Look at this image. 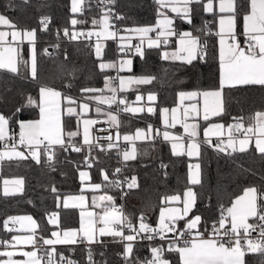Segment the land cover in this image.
<instances>
[{
  "label": "snow or ice",
  "instance_id": "6c2138e0",
  "mask_svg": "<svg viewBox=\"0 0 264 264\" xmlns=\"http://www.w3.org/2000/svg\"><path fill=\"white\" fill-rule=\"evenodd\" d=\"M102 3L114 5L116 0H101ZM28 3V0H24ZM85 0H71L70 11L73 14L82 13L84 11L83 4ZM156 7L157 19L154 24L135 26L124 28L123 32L128 36L121 34V29L117 28L111 21L123 20L125 17L115 14L113 8L103 11V15L99 20L93 19L92 24L99 26L100 31H89L86 35L90 38L95 35L97 43L95 45V55L102 58L103 49L101 39L115 40L119 37L122 42L119 45V52L125 56L134 49V53L141 58L145 57V44L147 49H156L160 46L168 45L169 38L177 36L176 47L172 51H164L161 59L165 61H179L181 64L192 65L193 61L207 62L209 56V37H218V49L214 59L218 63V79L216 83L208 89H198L195 91H180L178 93L179 105L171 109H160L162 123L165 129L175 128L179 124L186 134L187 141L185 147V137L173 135L167 130L162 133L155 130V136L163 137V140L171 143V150L174 156L187 155L191 157H199L201 155V144H208L219 152H225L226 148H231L233 152H245L248 150L249 144L255 143L256 151L264 157V111H257L253 116L249 117L250 123L245 126L243 117H233L235 123L227 125L228 139L225 144L223 139L225 125L221 123H208L204 128L205 140H197L198 128L200 125L196 122L188 123V120L200 117L205 122L211 121L213 117H221L226 114L225 107V89H234L243 86H261L264 87V0H245L246 10L242 16V32L237 31L238 17L240 16L238 0H153ZM193 5L202 6L205 13H212L214 19H218V31L213 32L209 26L210 22L205 21L201 28L196 29L201 35H194L191 31L177 33L173 27V18L167 14V11L175 13L180 19L187 23H192ZM50 18L44 16L40 19L42 25L41 30H48ZM73 28L78 23L84 21L72 18L70 21ZM0 25L7 26L12 31H0V70L19 74V65H28V61L22 59L19 46L24 41L30 45V74L33 79L37 78V59H36V30L20 29L17 30L7 17L0 14ZM64 36L71 40H76L79 36L85 35L83 32L63 30ZM155 33V38L150 36ZM139 37V42L132 44V36ZM9 36L11 39H9ZM243 36V42L239 37ZM47 54V49L44 50ZM133 61L131 59H120L118 62H101L99 69H117L119 72L132 71ZM154 76H118L104 77L103 88L85 87L81 89L82 93H100V95H88L85 99L95 101L97 105L107 104L109 107L117 105V113L125 112L133 115L145 111V106H132L127 102L126 97L117 98V92H125L130 87L139 85H148L153 82ZM113 80H118V86L113 85ZM70 87V85H68ZM107 90L111 95L105 96L103 93ZM144 99L143 96L137 95L136 102ZM157 96L149 93L147 101L155 102ZM188 101L189 103L185 104ZM195 101V103H192ZM62 102H66L67 107L62 106ZM27 105H34L39 109V118L35 120L19 121V141H13L9 145L6 141L11 139L9 136L10 118L0 114V142H4L2 147L4 151H0V161L4 159H26L24 151L17 148V143L25 147L28 155L37 163L41 162V156H46L48 162H52L56 155L57 147L63 151L71 148L74 152H81L82 147L74 143L73 138L79 135L78 131H65L63 117L69 118L86 113L89 109L87 103H79L71 96L62 94L46 85L39 89V100H34L31 96L27 98ZM71 105H77L72 107ZM120 105H124L120 108ZM182 108V112H181ZM21 109L17 108L19 112ZM96 112L101 113L102 109L97 106ZM155 108L148 106L147 112L153 113ZM111 126L119 127L120 121L117 114L111 111L105 113ZM95 121L91 119L83 120V145L89 150L94 146L104 150L102 145H94L93 140L96 139L90 134L91 127ZM79 126V119L77 120ZM241 134L243 138H238ZM153 127L149 125L147 130L137 129L134 134L124 135L123 140L134 142L142 139H154ZM210 136L218 138L217 143L212 144L208 139ZM119 133L116 135L118 140ZM108 149L115 147L112 142L111 134L108 137ZM238 145V147H237ZM42 149V151H41ZM229 155L231 153H228ZM123 160H135L137 156L136 147L132 146L131 150H124ZM85 163L91 167V162L85 157ZM167 165L161 164V168ZM54 170V169H53ZM120 168L115 170L119 173ZM114 173V174H115ZM104 180L109 177L101 170ZM166 174V173H165ZM81 181L88 178L86 172H80ZM115 184V182H113ZM201 166L197 164L188 165V184H201ZM3 195H14L22 191L23 180H4ZM11 186V187H10ZM118 186V185H117ZM92 190L101 188L100 184L90 185ZM129 189L138 187L136 177L131 178V182L127 184ZM56 191L55 188L52 189ZM84 196L68 197L63 201V207H69V200L79 201L80 212V228L66 229L61 231H51V238L44 235L38 236V230L41 225L31 216L15 217L9 216L3 222V227L8 232L14 231L10 224H19L20 228L16 231L27 232L28 235H12L10 240H0V246L4 247L0 251V264H75L74 261L67 259L62 253H58L56 245H75L77 243H87L89 245L100 243L97 236L119 237L123 242V253L128 264V257L133 254L134 242L138 239L167 241V233H174V237L164 246H151V258L144 261H136V264H169L165 253H177L179 264H247L246 256L253 255L257 259L258 264H264V192H261L255 186L247 187L241 195H238L230 203V206L221 205L219 216L214 219L211 229L199 231L202 223L200 215L189 216L197 202V193L192 187H187L180 194L166 196L162 199L163 204L177 202L182 204V208L162 207L159 212L158 225L151 227L145 222V217H140L138 228L133 226L122 209L112 205L113 197L102 195L94 197L92 200L93 207L101 208L103 214H97L84 209ZM180 221H184V227L179 228ZM251 221V222H250ZM48 223L59 228V214L52 212L48 215ZM97 223L103 225L96 227ZM124 228L129 230V234H125ZM195 230V231H194ZM207 233V235L205 234ZM253 233L256 235L253 236ZM141 234H144L141 236ZM180 242L179 244L177 242ZM42 242V244H41ZM23 245H30L34 250L23 251ZM39 245V246H38ZM44 246H48L47 248ZM11 248L13 251H9ZM21 255L25 257L23 260H17L13 257ZM89 264H96L93 260L91 249L88 251Z\"/></svg>",
  "mask_w": 264,
  "mask_h": 264
},
{
  "label": "trees",
  "instance_id": "16d2710c",
  "mask_svg": "<svg viewBox=\"0 0 264 264\" xmlns=\"http://www.w3.org/2000/svg\"><path fill=\"white\" fill-rule=\"evenodd\" d=\"M94 0H85L82 13L73 14L70 11V0H0V14L6 16L16 28L36 30V59L37 78L30 74V64H20L19 74L6 70H0V114L10 118V133H17L19 121L34 120L39 117V109L34 105H27V98L31 96L38 102L39 89L48 86L59 90L62 94L71 96L77 101H87L88 95L95 93H82L85 87L103 88L104 77H112L110 71L99 69L101 61L113 60L116 57L114 42L107 41L103 49L102 58L95 55V41L80 39L71 40L64 36L63 30L87 33L98 30L92 20H99L103 12L93 5ZM240 16L237 26L240 27L242 16L246 10L245 0H238ZM156 5L153 0H116V14L125 17L116 20V25L123 31L124 28L154 24ZM192 23L180 19L175 13L166 9L164 11L173 14L174 29L191 30L194 34L200 33L196 29L202 27L205 21L214 28L215 21L212 13H205L202 6L193 5ZM44 16L50 18L48 30L44 31L40 19ZM84 21L78 23L75 28L71 25L72 18ZM213 32H215L213 30ZM209 39V56L207 62L193 61L192 65L181 64L179 61H165L161 54L167 45L160 48H145V57L134 55L132 74L154 76L151 84L135 86L127 92L129 99L136 92L156 94V112L153 115L141 117L144 121H127V128L135 125H143L146 121L159 123V110L171 107L176 103L177 94L180 91L208 89L218 79V63L214 59L217 53V40L215 36ZM47 49V54L44 50ZM23 60L29 62L30 47L28 44L19 46ZM70 85V87L68 86ZM106 92V90H105ZM104 92V93H105ZM226 114L216 117L224 124L234 123L233 117H243L244 123H250L249 117L257 111H264V87L243 86L234 89H225ZM17 108L21 110L16 111ZM99 114H95L97 116ZM80 116L71 118L64 116L65 131H78L79 135L73 138L74 143L80 146V125L77 120ZM215 144V143H213ZM135 160L124 161L127 175L136 177L138 187L128 189L124 194V215L135 226L141 216L145 221L156 226L157 216L162 199L172 194H180L188 184V163L190 159L186 155L174 156L168 142L154 139L149 142L138 143ZM82 147V146H81ZM42 151V149H41ZM26 159H4L0 163V240L9 239L12 232L3 227V222L9 216L31 214L41 225L38 236H50L55 229H67L75 227L79 221V210L65 208L61 205V199L66 195H74L82 192L79 172L88 170L90 180L100 183L102 188L109 190L119 202V192L104 180L101 170L109 177L112 176L119 164L120 149L113 147L104 150L93 147L89 150L82 147L77 153L68 149L63 151L57 147L56 155L52 162H48L46 156H41V162L37 163L24 150ZM228 153H231L230 155ZM85 157L91 162V167L85 163ZM201 166V181L195 185L197 202L190 216L200 215L202 223L199 231L211 229L214 219L219 216L221 205L230 206L231 201L241 194L247 187L255 186L264 192V157L254 147L245 152H219L209 145L201 146V155L198 158ZM161 164L167 165L161 168ZM54 169V170H53ZM166 173V174H165ZM19 178L23 180L22 191L14 195L4 196L1 191V182L7 179ZM56 191L53 192L52 189ZM52 212L59 214V228L48 223V215ZM184 221H180L178 227H183ZM151 246H164V242H135L132 256L128 261L136 264V261H144L151 254ZM58 253L75 262V264H89L88 251L82 245L55 246ZM93 260L96 264H128L121 255L122 246L116 241H111L105 247L96 243L91 249ZM170 264H179L177 253H165ZM247 264H258L253 255L246 256Z\"/></svg>",
  "mask_w": 264,
  "mask_h": 264
},
{
  "label": "crops",
  "instance_id": "0c3cea01",
  "mask_svg": "<svg viewBox=\"0 0 264 264\" xmlns=\"http://www.w3.org/2000/svg\"><path fill=\"white\" fill-rule=\"evenodd\" d=\"M168 15L171 16V17L173 18V27H174V16H173V14H171V13H168ZM5 17H6V16H5ZM242 23H243V21H241V25H240V27L237 26V31H238V32H242V31H243ZM17 30H20V29L17 28ZM28 30H31V29H28ZM213 30H214V31H218V19H216V21H215V26H214ZM0 31H9V32H10V31H12V29L8 28L7 26H2V25H0ZM97 31H100V28H99L98 30H94V31H92V32H97ZM184 31H191V30L186 29V30H181L180 32H184ZM191 32H192V31H191ZM177 33H179V32H177ZM121 34L124 35V36H128V35H129L128 33H125V32H123V31H121ZM193 34H194V33H193ZM149 35L152 36L153 38H155V35H156V34H155V33H150ZM194 35H196V34H194ZM9 39H11L10 36H9ZM132 39H136V40L139 42V37H136V36L133 35V36L131 37V40H132ZM177 39H178L177 36L170 37V38H169V41H170V42H169V44L167 45V47L164 49V51H169V52H170V51L174 50L175 47H176V40H177ZM239 39H240L241 42H243L244 37H243V36H240ZM216 40L218 41V37H216ZM107 41H112V42H114V46H115L116 54H117V55H116V57H115L113 60H109V61H101V62H118L120 59H124V58L131 59V60L133 61L134 55L132 54V51H130V52L128 53L127 56H125L123 53H120V52H119V45L122 43V42L120 41L119 37H117V39H115V40H104V39H101L102 49H104L105 44H106ZM96 43H97V37H96L95 45H96ZM22 44H28V45H29V43H28L27 41H24ZM20 45H21V44H20ZM29 47H30V45H29ZM94 48H95V46H94ZM145 48H147V47H146V44H145ZM217 49H218V43H217ZM164 51H163V52H164ZM29 55H31V54H30V51H29ZM101 62H100V63H101ZM29 64H30V56H29ZM132 69H133V64H132ZM106 70H107V71H110V72L112 73V77H118V76H125V77H127V76H133V75H134V76H142V75L132 74V71H131V72H129V71L119 72L117 69H106ZM118 83H119L118 80H113V85H114V86H118ZM134 87H135V86L130 87L127 91H125V92H121V93H125V94H127V92L130 91V90H132ZM55 90H56V89H55ZM57 91H59V90H57ZM188 91H195V90H186L185 92H188ZM149 93H151V92H147V93L136 92L133 96H131V104H132V106L139 107V106L143 105V106H145V111H144V112L137 113V114L133 115L132 113H125V112L116 113V112H112V111H111L113 114H117V116H118V120L120 121V125H119V127H118V128L115 127L117 130H116L115 135H114V142H113V143L116 145V147H118V148L120 149V153H121V158H122V160H123V155H122L123 151H124V150H128V151H130L131 148H132V146H133V144H134V146H135L136 149H137V146H136V145H137L138 143L149 142V141H152V140H154V139H156V138H157V139H160V140H163L162 135H161V136H155V130H160L161 133H162L164 130H167V131H169L170 133H172L173 135L184 136V137H185V147H186L187 137H186V134H184V132H183V128H182L179 124H177L175 128L165 129V128H164V125H163V123H162V116H161V112H160V110H159V114H158V116H159V118H158V119H159V123H158L157 125L154 124L152 121H147V122L145 121V122L143 123V125H135V126H131V127L127 128V121H130V120L144 121L141 117H143L144 115H147V114H148V115H153V114L156 112L157 109H156V106H155V102H149V101H147V96H148ZM178 93H179V92H178ZM95 95H100V93H95ZM103 95L108 96V95H111V93L108 92V91L106 90V92L103 93ZM137 95H141V96H143L144 99H143L142 101H140V102H136V96H137ZM79 103H87V104L89 105V109H88V111H87L86 113L81 114V115H80V120H79L80 134H81V142H80V146L88 148L86 145H83V120H85V119H91V120H93V117L95 116V114H99V115H101L102 117H104V118L109 122V120H108V116H107L105 113H106V112H109L110 110H108V108H107V104L97 105L96 102H95V103H90V102H87V101H77V105H78ZM187 103H189V102L186 101L185 104H187ZM192 103H195V101H192ZM77 105H71V106H72V107H77ZM178 105H179V98H178V94H177V100H176V103H175L173 106H171V107H164V108L171 109V108H173V107H177ZM62 106H63V107H67V106H69V105H67L66 102H62ZM97 106H99V107L102 109V112H101V113H97V112H96L95 109H96ZM148 106H151V107L155 108V111H154L153 113L149 114V113L147 112V107H148ZM161 109H162V108H161ZM77 111H79V108H78V107H77ZM181 112H182V108H181ZM38 118H39V117H38ZM38 118H37V119H38ZM34 120H35V119H34ZM26 121H28V120H26ZM193 122H196V123H198V124L200 125V127H199L198 130H197V132H198L197 140H199V141H203V140H205V137H204V128H206V127L208 126V123H221V124L225 125L223 139H224L225 144H226L227 139H228V132H227V125H228V124H224L223 122L217 120L216 117H213V118L211 119V121H209V122H205V121H203V119H201L200 117H196L195 120H193L192 118H190V119L188 120V123H193ZM109 123H110V122H109ZM234 123H235V122H234ZM149 125H152V127H153V136H155L154 139H142V140H137V141H134V142H128V141H124V140H123V136H124V135H131V134H134V133L136 132L137 129H144V130H147V128H148ZM245 126H247V125H245ZM113 127H114V126H113ZM19 131H20V128H18V131H17V133H16V137H17L18 141H19ZM117 133H119V137H120L118 140L116 139V135H117ZM90 134H91V136L93 137L92 127H91V129H90ZM9 135H10V129H9ZM234 135H237L238 138H243L241 134H234ZM208 139L211 140V143H212V144H213V143H217V140H218V138H217L216 136H210ZM163 141H164V140H163ZM165 142H166V141H165ZM168 143H169V145H170V147H171V143H170V142H168ZM93 144H94V145H101V144H95L94 141H93ZM107 145H108V144H104V145H102V146H107ZM202 145H203V143L201 144V146H202ZM205 145H208V144H205ZM120 146H121V148H120ZM237 147H238V145H237ZM251 147H254V148H255L254 139H253V141L249 144L248 149L251 148ZM88 149H89V148H88ZM4 150H5V149H2L1 151H4ZM18 150H20V151H24V149H22V148H18ZM200 151H201V149H200ZM225 152H232V149H231V148H226ZM186 156H187V155H186ZM187 157H188V156H187ZM188 158H189V157H188ZM198 158H199V157H191V158H189L190 161H189L188 165H189L190 163H191V164H197V163H199V162H198ZM0 163H1V161H0ZM82 171H83V172H86V173L88 174V178L85 179L84 181H81V178H80V172H81V171L79 172V179H80V181H81V189H82V192L79 193V194L66 195V196H64V197L61 199V205H62V206H63V201H64L66 198H68V197H77V196H81V195L84 196V198H85V199H84V202H83V204H84V209H85L86 211H90V212L97 213V214H100V215L103 214L102 209H101V208H97V207H93V205H92V200H93L94 197H99V196H102V195H109V196H112V197H113V201L111 202L112 205H114L115 207H118V208L121 206L120 193H119V195H118V197H119V202L117 203L116 200H115V197L111 194V192H110L109 190H106V189L102 188V186H101L100 189L92 190L91 187H90V185H92V184H100V183L92 182V181L90 180V174H89V171H88V170H82ZM108 177H109V176H108ZM187 177H188V171H187ZM15 179H19V178L7 179V180H15ZM3 181H4V180H3ZM3 181L1 182V191H2V192H3V187H4V185H3ZM100 185H101V184H100ZM188 187H192V188H193V191L195 192V186L189 184ZM185 189H186V188H185ZM185 189H184V191H185ZM184 191H183V192H184ZM118 192H119V191H118ZM183 192L180 193L181 196H182ZM241 194H242V193H241ZM241 194H239V195H241ZM172 195H177V194H172ZM172 195H170V196H172ZM234 199H235V198H234ZM68 203H69V207H67V208H76V209L79 210V221H78L77 226H75V227H71V228H67V229H79V228H80V212H81V208H80L79 206H73V205H79L80 202L77 201V200H69ZM162 207H169V208H177V207H179V208H182V204L177 203V202H170V203H168V204H163V205L160 207V209H161ZM160 209H159V212H160ZM159 212H158V216H157V225H158ZM191 212H192V211H191ZM191 212H190V213H191ZM123 213H124V210H123ZM190 213H189V216H190ZM23 216H31L34 220H36L31 214H20V215H16L15 217H23ZM250 222H251V221H250ZM102 226H103V225H101V224H99V223H97V225H96L97 229L100 228V227H102ZM9 227H12V228L14 229L13 233L11 234V236H12V235H28L27 232L16 231V230H15V229H19V228H20V225H19V224H16V225H12V224H10ZM62 230H66V229H62ZM52 231H61V230H60V229H55V230H52ZM61 234H62V231H61ZM168 234H171V233H167V235H168ZM11 236L9 237L8 240L11 239ZM48 237L51 238V234H50V236H48ZM97 238H98L99 241H107V242L118 241V240H120L119 237L114 238V237H112V236H104V237H99V236H97ZM41 244H42V242H41ZM75 245H76V244H75ZM38 246H39V245H38ZM56 246H66V245H56ZM20 247H22L23 251H32V250H34V249L32 248V246H30V245H23V246H20ZM44 247L47 248L48 246H44ZM3 250H4V247H3L2 249H0V251H3ZM8 250H9V251H13V249H11V248H9ZM123 250H124V249H123V246H122V253H123ZM177 255H178V254H177ZM13 258H14V259H17V260H23V259H25V257H23V256H21V255H16V256H14ZM0 259H6V257H0ZM178 259H179V258H178ZM169 264H170V262H169Z\"/></svg>",
  "mask_w": 264,
  "mask_h": 264
},
{
  "label": "built area",
  "instance_id": "2783aa9c",
  "mask_svg": "<svg viewBox=\"0 0 264 264\" xmlns=\"http://www.w3.org/2000/svg\"><path fill=\"white\" fill-rule=\"evenodd\" d=\"M93 5L100 9L101 11H106L108 8H113L114 10V13L116 14V9H115V4L114 5H110V4H107V3H102L101 0H94L93 1ZM102 11V12H103ZM113 24H115V26L118 28V26L116 25V20L113 18V20L111 21ZM196 35H201V33H197ZM80 39H87V40H92L94 41L95 37L94 36H91L90 38L85 34V35H81L79 36ZM132 44H136L138 43V41L136 39H132L131 40ZM132 54L133 55H136L134 53V49L132 50ZM122 97H126L127 98V102L129 104H131V100L129 99L128 95L125 94V93H121V92H117V98L120 99ZM120 108H123L124 105H120L119 106ZM107 108L108 110L112 111V112H116L117 113V105H112L111 107H109L107 105ZM122 112V111H121ZM119 112V113H121ZM93 121H95V124L92 126V133H93V137H95L96 139H94V143L95 144H101V145H104V144H108L109 143V135L111 134L112 136V142H114V135H115V132H116V128L111 126V124L104 118L102 117L101 115H97V116H94L93 117ZM11 137V139L7 140L6 142L11 145L13 143V141H16L18 142V139L16 137V134L15 133H10L9 135ZM4 142H0V151L2 149H4L2 147V144ZM17 148H22L24 149L26 152L27 150L25 149L24 146L22 145H19L17 143ZM121 148V146H120ZM28 153V152H27ZM117 168H120L121 171L119 173H114L112 174V176L109 177L108 179V182H109V185L111 186H114L120 193V198H121V206L119 207L120 209H122V211L124 210L123 209V204H124V194L126 193V191L129 189L127 187V184L129 182H131V178L127 175V173L125 172V168H124V163L122 162V158H121V154L119 156V164L117 166ZM116 168V169H117ZM115 169V170H116ZM115 182V184L113 183ZM118 185V186H117ZM118 208V207H116ZM146 222V221H145ZM139 223H140V219L137 220L136 224H135V227L138 228L139 226ZM148 223V222H146ZM151 227H156L150 223H148ZM184 227V226H183ZM183 227H179V228H183ZM125 234H129V230L127 228H124L123 229ZM195 231V230H194ZM207 235V233H205ZM144 234H141V236H143ZM174 233H171V234H168L167 235V241H164V243H167L170 242L172 240V238L174 237ZM256 234L253 233V236H255ZM117 243H119L121 246H123V242H121L120 240L116 241ZM136 242H162L159 240V238H156L155 240H146V239H138ZM108 243L110 242H107V241H101L100 244L105 247ZM135 243V242H134ZM178 244L180 243L179 241L177 242ZM96 243L94 244H87V243H84V242H81V243H77L76 245H82L85 247L86 250H89V249H92L93 246L95 245ZM3 246H0V249H2ZM148 258H151V254L148 255L147 259Z\"/></svg>",
  "mask_w": 264,
  "mask_h": 264
},
{
  "label": "rangeland",
  "instance_id": "374dc122",
  "mask_svg": "<svg viewBox=\"0 0 264 264\" xmlns=\"http://www.w3.org/2000/svg\"><path fill=\"white\" fill-rule=\"evenodd\" d=\"M70 5H71V0H70ZM11 187V186H10Z\"/></svg>",
  "mask_w": 264,
  "mask_h": 264
}]
</instances>
